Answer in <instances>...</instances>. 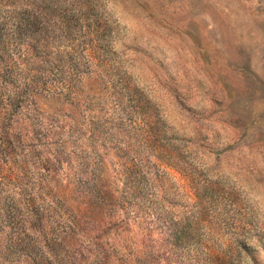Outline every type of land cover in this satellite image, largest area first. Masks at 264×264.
I'll return each instance as SVG.
<instances>
[{
  "label": "rangeland",
  "instance_id": "rangeland-1",
  "mask_svg": "<svg viewBox=\"0 0 264 264\" xmlns=\"http://www.w3.org/2000/svg\"><path fill=\"white\" fill-rule=\"evenodd\" d=\"M0 264H264V0H0Z\"/></svg>",
  "mask_w": 264,
  "mask_h": 264
}]
</instances>
